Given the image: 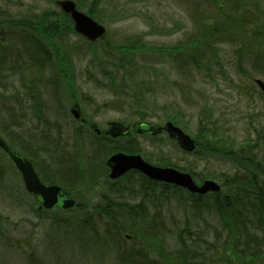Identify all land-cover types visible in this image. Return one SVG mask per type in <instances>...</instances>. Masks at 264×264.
<instances>
[{"label":"rangeland","instance_id":"374dc122","mask_svg":"<svg viewBox=\"0 0 264 264\" xmlns=\"http://www.w3.org/2000/svg\"><path fill=\"white\" fill-rule=\"evenodd\" d=\"M59 1L0 0V44L5 47L0 50V138L16 148L19 140L24 141L39 150L42 160L48 156L40 146L49 149L51 157L42 166L48 170L50 164L51 174L60 166L76 168L65 182L71 183L72 198L87 213L78 208L36 212L37 202L0 149L6 185H0V264H118L112 245L99 239L104 238L103 221L93 216L95 208L110 199L123 217L125 236L130 237L125 240L132 238L131 231L139 237L144 231L140 241L148 246V255L171 259L177 249L175 234L187 228L190 234L185 232V241L201 264H252L226 245L227 231L209 212V205L195 210L179 193L166 198L159 187L142 190L139 181L127 178L110 188L104 164L113 153L98 152L78 139L75 130L81 126L68 110L77 102L88 122L101 130L110 121L131 126L128 136L119 140L135 137L155 166H160L156 159L163 158L184 168L194 163L204 175H218L231 171L229 163H237L206 151L205 146L202 157L183 152L164 132L136 133L138 122L163 125L166 115L175 110L186 121L184 131L189 136L199 120L207 119L218 134L243 145L245 152L255 146L264 163V92L254 82H264V38L255 42L245 23L231 26V18L224 14L234 0H216L222 5L219 11L215 9L219 5L207 0H97L94 5L93 0H71L86 15L93 9L88 16L105 28V34L103 39L89 41L70 30L71 21V27L54 38L72 77L66 84L56 65L33 66L30 45L21 44L20 29L10 23L33 21L41 14H50L52 20L67 19L62 17ZM259 2L264 8V0ZM208 13L207 18H212H206ZM212 19L218 20V30L209 29ZM258 137L261 144L254 141H260ZM138 207L143 217L135 220ZM90 213L92 224L87 226L81 221ZM255 264H264V256Z\"/></svg>","mask_w":264,"mask_h":264},{"label":"trees","instance_id":"16d2710c","mask_svg":"<svg viewBox=\"0 0 264 264\" xmlns=\"http://www.w3.org/2000/svg\"><path fill=\"white\" fill-rule=\"evenodd\" d=\"M207 1L216 4V6L219 5V7H215L217 11L223 10L221 8L222 5L216 0ZM259 1L260 0H234L227 4V11H225L224 14L231 18V26H241L242 23L247 24L248 27L250 26L248 30L251 34L253 33L255 35V42H258L261 37L264 38V8L260 7L261 4ZM96 2L97 0H93L92 4L94 5ZM244 9L249 10L250 13L242 15ZM92 11L94 10L91 9L88 11V15L91 16L93 14ZM210 15L211 14L208 13L206 18ZM63 16L67 17V19L61 20L56 18L55 20H52L51 17L53 16L50 14H48L47 17L45 14H41L40 16H34L35 20L33 21L20 20L14 22L10 21V23L20 29L19 41L21 44L30 45L28 55L30 61L33 62V66L37 65L42 68L50 64L56 65V73L59 75L60 79L64 83L70 84L72 77L67 73L65 57L61 53L60 47L55 43L54 39L57 35L62 34L63 30H68V28L71 27L69 16L65 13L62 14V17ZM249 16L252 17V20L249 19ZM217 22V19H212L209 22V29L211 31L218 30L220 25ZM72 29L73 28L70 30ZM2 32L3 30L0 27V37L2 36ZM101 39H103V37ZM135 44L139 45L137 42ZM4 48L5 47L1 42L0 50L3 51ZM131 48H135V45L129 46L127 49ZM258 48L261 49L262 45ZM178 51L180 50L178 49ZM179 116H181V112L175 110L174 113L166 115V120L171 121L173 124L184 130L186 128V121L180 120ZM209 124L210 123L207 119H205V121L202 119L198 121L197 129L192 135L195 149L191 153L200 156L201 151L204 149L203 146H205L206 151H215L221 154V157L225 160L231 159L236 161L237 163H229L232 166L231 171L222 172L218 175H212L208 172L209 175H204V172L197 170L194 163H188L187 167L184 168L170 162L169 160H164L163 158L156 159L155 164L162 167H173L179 171L187 172L192 176L195 182L206 180L205 178L218 180L220 183L219 191L206 193L204 195L193 194L172 184L150 180L136 170L128 171L116 180H110V188H113L120 180L127 178L139 181V189L142 190H148L147 188L154 186L159 187L161 189V194H166L164 195L166 198L169 196V193H179V197L183 198L188 206L195 210H198L201 206L208 208L207 205H209L208 209H211L209 212L214 214L220 224L227 231L225 242L226 245L231 248L232 253L235 255L237 253H242L241 255L245 259H250L252 260L250 263L255 264V261L263 259L264 256V163L258 159L257 148H255V146L245 152L243 145L239 143L235 144V140L229 139L223 134H218ZM80 126V130H75L78 139L80 138L81 141L82 139L86 140L91 146L94 145L96 149L98 148V152L105 149L108 153H142V157L147 162H151L148 155L143 153L135 137H128L121 142L119 137L128 136V134H123L113 139L105 136L103 132L99 135L94 134L87 125L80 124ZM258 139H260V141H254H256L257 144H261V138L258 137ZM19 142L18 148L15 147L17 145L14 143H9V146H11L12 149L17 150V152L26 157L32 163L37 174L44 183H56L70 193L72 192L70 190L71 183H66L65 181H69L68 176H73V171L76 168L69 169L65 168L66 166H60L55 170H52V175L50 164L47 166L49 167L48 170H46L45 165L42 166V164L45 163L46 158L51 157L49 149H46L45 151L44 148L40 146V151L48 156L42 160L41 156L38 154L39 150L24 145L25 142L22 140H19ZM256 143L253 142L254 145H256ZM235 145L237 147L236 150L233 149ZM76 146L78 145L76 144ZM104 168L107 169L106 164H104ZM60 181H62V183H60ZM92 182L93 181H91V183ZM144 184L149 186H145ZM0 185L6 186L4 183V170L1 164ZM6 188L9 190L8 186ZM7 189H5L6 191L4 190V195H6ZM205 200L207 202H204ZM104 201L105 203L100 204L95 208L96 212L94 215L93 213H90L89 217L81 222L83 224L87 223V226H91L92 219L90 216L92 217V215L95 216L96 219H101V221H103L104 238L101 237L99 239L103 241L102 244L108 242L112 245L117 256L118 264H201L196 251L192 249L190 250L189 244L185 241L184 234L185 232H189L187 231V228L182 229L175 234L174 241L177 245V249L173 253L171 259L164 258L162 254H158V257L160 258L158 259L154 255H148V246L146 247L142 245L143 241H140V239L144 237V231L139 232V235H141L140 237L137 236L138 232L131 231L132 238L130 240H125L126 228L123 225V217L120 216L118 210H115L117 204L114 203L113 199ZM75 208H78L83 213H87L82 209L83 205L80 203H76L72 210ZM138 209L139 211L133 213L136 217L135 220L141 219V216L143 215V213H140L142 209L139 207ZM70 210L71 209H69V211ZM93 210L94 209L90 212H93ZM35 211L39 213V209H36ZM43 212L45 213L49 211L43 210L41 213ZM55 217L58 218V216ZM187 234L189 235L190 233ZM151 235L152 232H149L148 236ZM131 243L134 246H132ZM127 244H130L131 246H128Z\"/></svg>","mask_w":264,"mask_h":264},{"label":"water","instance_id":"95a60500","mask_svg":"<svg viewBox=\"0 0 264 264\" xmlns=\"http://www.w3.org/2000/svg\"><path fill=\"white\" fill-rule=\"evenodd\" d=\"M58 5L64 13L69 15L76 33L89 41H94L104 36L105 28L90 16L79 11L73 1L61 0L58 2ZM255 83L264 92V82L260 79H255ZM69 112L76 121H85L77 103L71 105ZM108 126L105 134L111 138L127 132L129 128V126L119 121H110ZM92 129L97 134L100 132L95 124L92 125ZM147 131L152 135H157L161 132L166 133L184 152L191 153L195 149L193 138L170 121H166L163 125L148 126ZM0 149L6 153L19 172L24 189L32 197L40 199L41 208L52 209L59 206L60 209L65 210L74 206V199L68 191L56 184H45L38 176L32 163L8 146L2 138H0ZM106 166L109 169L108 178L110 179H117L130 170H136L150 180L172 184L198 195H204L209 192L214 193L220 189L219 184L213 180L208 179L204 180L201 184H196L189 173L181 172L172 167L152 165L146 162L140 154L113 153L107 158ZM126 237L129 236L126 235Z\"/></svg>","mask_w":264,"mask_h":264},{"label":"flooded vegetation","instance_id":"af4514ba","mask_svg":"<svg viewBox=\"0 0 264 264\" xmlns=\"http://www.w3.org/2000/svg\"><path fill=\"white\" fill-rule=\"evenodd\" d=\"M81 124H83V125H87L90 129H92V125H91L92 123H91V122H88L86 118H85V121H84V122H81ZM137 126L140 127L141 130H138V128H136V133H139V131H140V132L148 133V132L146 131V129H147V125H146L145 122H143V123H138ZM107 128H108V125H107ZM107 128L104 129V132H103L104 135H106L105 132H106ZM129 129H131V126H129ZM100 130H101V129H100ZM100 133H101V131L98 133V135H99ZM128 133H130V130H129L127 133H124V134H128ZM96 134H97V133H96ZM122 135H123V134H122ZM29 195H30V194H29ZM33 199L37 202V204H38V209H39V210H40V209H41V210H44L43 208L40 207V205H41V201H40V199H39V198H34V197H33ZM60 201H61V199L59 200V203H60ZM53 209H59V210H61L59 206H56V207L53 208ZM50 210H52V209H50ZM50 210H48V211H50Z\"/></svg>","mask_w":264,"mask_h":264}]
</instances>
